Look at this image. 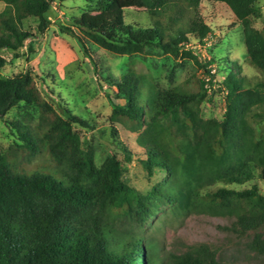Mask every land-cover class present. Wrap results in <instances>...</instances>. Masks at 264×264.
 Returning a JSON list of instances; mask_svg holds the SVG:
<instances>
[{"label": "trees", "instance_id": "obj_1", "mask_svg": "<svg viewBox=\"0 0 264 264\" xmlns=\"http://www.w3.org/2000/svg\"><path fill=\"white\" fill-rule=\"evenodd\" d=\"M204 1L226 6L234 26H242L244 63L262 78L253 83L226 68L220 85L226 111L219 121L202 117L206 86L214 87L209 69L197 92L160 87L131 69L118 85L120 103L113 104L110 121L137 135L147 176L163 177L144 194L130 186L116 157L97 166L73 131V124L87 123L68 109L57 112L37 76L4 73L1 53H18L33 37L29 20L43 35L55 0H0V119L19 105L35 109L34 126L9 122L20 141L16 148L29 157L47 151L61 174L23 171L14 148L0 150V264H236L218 259L206 244L165 258L142 232L162 206L228 220L221 229L264 258V194L256 183L257 175L264 180V30L255 26L263 17L260 0H98V14L84 13L74 27L116 55L158 52L203 67L191 44L204 45L212 33L201 12ZM133 9L145 12L150 24L128 23L126 12Z\"/></svg>", "mask_w": 264, "mask_h": 264}, {"label": "rangeland", "instance_id": "obj_2", "mask_svg": "<svg viewBox=\"0 0 264 264\" xmlns=\"http://www.w3.org/2000/svg\"><path fill=\"white\" fill-rule=\"evenodd\" d=\"M97 3L98 0H55L49 17L51 24L43 35L37 34L34 20L27 21L25 27L33 37L18 53H1L7 62L4 73L11 76L30 71L37 76L43 97L57 112L61 107L68 109L87 123L86 126L73 124V131L79 135L82 149L94 153L97 166L100 168L110 158L116 157L126 170L125 177L130 186L146 194L163 177L147 176L140 164L144 155L137 146V135L110 121L113 104L120 103L118 85L129 71L134 68L160 87L184 86L197 92L200 90L198 81L207 79L205 68L209 69L214 87L206 86L209 90L207 100L201 106L202 117L219 121L226 111V93L220 90L226 68L252 79L253 83L262 76L245 65L247 49L243 28L234 26L235 18L224 5L206 1L202 4L203 18L212 33L204 45L191 44L193 54L203 65L201 67L190 58L171 54L154 52L122 56L104 50L74 27V20L84 13L98 14ZM259 6L263 17L256 21L255 26L264 30V0H260ZM4 9L5 4L0 2V13ZM126 19L128 23L144 27L151 22L146 13L138 9L128 10ZM62 27L71 28L74 34L67 33ZM81 41L92 59L86 56ZM38 116L35 109H28L25 105L12 108L0 119V150L9 152L14 148L23 171L60 178L61 174L47 151L29 157L16 148L20 141L16 136L17 130L9 126V122L34 126ZM256 183L264 194V180L260 175H257ZM229 225V221L221 217L175 214L170 206H162L142 232L145 240L155 243L161 254L170 260L192 246L206 244L217 250V258L222 261L264 264L263 257L245 250L233 236L221 229Z\"/></svg>", "mask_w": 264, "mask_h": 264}]
</instances>
